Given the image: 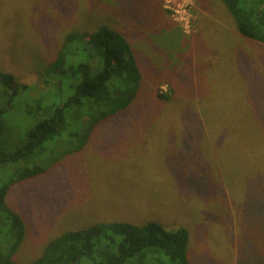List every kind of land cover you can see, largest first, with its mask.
Here are the masks:
<instances>
[{
	"label": "rangeland",
	"instance_id": "obj_1",
	"mask_svg": "<svg viewBox=\"0 0 264 264\" xmlns=\"http://www.w3.org/2000/svg\"><path fill=\"white\" fill-rule=\"evenodd\" d=\"M104 23L133 46L141 88L88 135L78 128L75 151L12 186L6 202L25 225L16 262L66 230L154 219L188 230V264H251L243 242L264 264V42L240 35L222 0H0V70L34 99L65 33ZM25 110L19 101L6 115L12 137Z\"/></svg>",
	"mask_w": 264,
	"mask_h": 264
},
{
	"label": "trees",
	"instance_id": "obj_2",
	"mask_svg": "<svg viewBox=\"0 0 264 264\" xmlns=\"http://www.w3.org/2000/svg\"><path fill=\"white\" fill-rule=\"evenodd\" d=\"M222 2L240 35L264 42V0ZM44 78L47 91L32 99L30 85L0 70V170L10 171L7 178L0 177V264H18L15 255L25 235L22 216L6 202L12 186L44 173L75 151L70 145L76 130L88 135L102 120L129 108L142 84L133 46L106 23L94 30L65 33L54 59L45 67ZM19 101L27 109L29 124L22 134L12 137L6 115ZM76 105L83 108L75 116ZM84 125L86 130L81 128ZM251 176L243 174L246 179ZM188 244L189 232L182 226L167 228L154 219L139 224L101 221L59 233L30 264H144L152 260L188 264ZM241 245L245 248L241 257L254 264L252 244Z\"/></svg>",
	"mask_w": 264,
	"mask_h": 264
}]
</instances>
